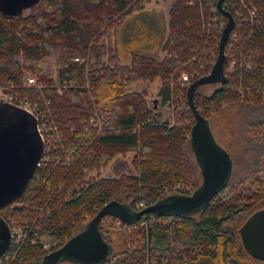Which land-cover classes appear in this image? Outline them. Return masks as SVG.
Returning <instances> with one entry per match:
<instances>
[{"label": "trees", "instance_id": "trees-1", "mask_svg": "<svg viewBox=\"0 0 264 264\" xmlns=\"http://www.w3.org/2000/svg\"><path fill=\"white\" fill-rule=\"evenodd\" d=\"M150 1L40 0L26 16V10L16 16L0 12V84L10 103L28 102L47 128L44 160L27 189L0 207V217L27 235L15 258L0 264H44L48 253L83 231L112 200L133 212L201 187L187 89L210 72L224 29L220 23L225 27L228 19L218 0H175L162 41L163 23L145 9ZM232 1L224 0L223 6L235 20L236 39L230 35L225 53L238 65L225 71L226 82L213 93L202 95L199 87L195 102L208 123L222 108H237L246 145L242 159L231 158L227 183L195 213H146L132 223L120 220L119 228L114 227L118 218L104 217L99 230L112 249L108 264L262 262L246 252L239 228L264 208V0H255L253 23L240 0ZM238 16L245 22L239 24ZM160 49L162 60L153 56ZM185 72L192 76L189 82L179 80ZM33 73L38 80L27 84ZM155 80L157 108L129 87ZM160 102L173 107V125L163 120ZM186 114L191 123L178 125ZM128 152L135 153L134 174L100 175L117 155ZM236 218L232 228L228 223ZM44 237L50 249L38 241ZM117 241L122 250L114 253Z\"/></svg>", "mask_w": 264, "mask_h": 264}, {"label": "water", "instance_id": "water-1", "mask_svg": "<svg viewBox=\"0 0 264 264\" xmlns=\"http://www.w3.org/2000/svg\"><path fill=\"white\" fill-rule=\"evenodd\" d=\"M218 0L219 11L227 23L219 41V51L210 72L193 81L187 89V101L194 116L191 141L194 155L202 171V185L192 195L170 197L137 211L116 200L105 204L86 228L67 240L60 248L48 253L44 264H58L62 259L82 264L106 261L112 249L99 230L101 220L113 216L124 223H132L146 213L190 215L204 208L227 183L232 172V160L219 147L209 123L195 102V92L208 84L226 82V44L235 26L232 14ZM40 0H0V12L16 16L39 3ZM157 108V98L152 99ZM44 154V140L38 130L37 118L28 110L10 102L0 103V207L15 202L27 189ZM246 252L264 261V208L252 213L239 229ZM10 242L8 223L0 217V255Z\"/></svg>", "mask_w": 264, "mask_h": 264}, {"label": "rangeland", "instance_id": "rangeland-1", "mask_svg": "<svg viewBox=\"0 0 264 264\" xmlns=\"http://www.w3.org/2000/svg\"><path fill=\"white\" fill-rule=\"evenodd\" d=\"M174 2L175 0H151L150 3L146 4V7H145L147 11L155 13L154 17L155 19H157L158 22L160 21L159 23H163L162 41H165V39L168 36V32H169L168 25H169V20H170L169 11L171 10V7L174 4ZM243 2L244 4L254 5L255 10L258 11L255 0H243ZM240 7L241 8L244 7L243 5H241V2H240ZM244 9L242 8V10L241 9L240 10L243 11ZM28 14H29L28 10L24 11L25 16ZM241 14L245 17V14L243 12ZM153 56L158 60H162L165 57V53H163L162 50L160 49L159 51L154 53ZM123 63H126V61H124ZM185 74L188 75L189 77H192L190 74L185 72V73H182L179 80L182 81V77ZM28 76H33L37 78L38 80V76L36 75V73L29 74ZM156 82H157L156 80L153 82L139 81V82L130 84L129 87H131L133 90L142 92L144 96L148 99H155L157 97V90H158ZM220 85H221L220 83L208 84V85H204L200 87L198 90L202 95H209L213 93L215 89L219 88ZM237 87H238V90L242 88V86L240 85H237ZM248 95L251 96L252 93H249ZM10 100H11V97L6 92L5 85L0 84V103L10 102ZM172 109H173L172 106H168V104L164 105L163 102L159 108L160 112L163 114V120L170 125H173L175 123V117H174ZM189 115L190 114H186L184 117V120L178 123V125L185 126V125L190 124L191 121H190ZM209 125H210L212 134L218 146L226 150L230 154L234 162L240 161V159H242L243 150L246 145H245L244 138H243V133H242L243 131L240 130L239 114H238L237 108L236 107H227L224 109L222 108L220 111L213 114L209 118ZM134 155H135L134 152H128L125 155L123 154L117 155L115 159L111 163H109L107 168L101 172L100 175L102 177H118L123 173L134 174L135 173L134 166H133ZM246 156L247 155H245V157ZM194 161L197 167L196 169L197 170L196 171L197 180L196 181L199 184H201L203 181L202 171H201V168L195 156H194ZM183 188L187 190V189H190L191 187L183 184ZM224 197L227 198L228 194L224 195ZM237 223H238V219L236 218L233 221L229 222L228 224L232 228H235ZM13 225H15V227L19 230H21L22 228L21 226H16L17 223L15 222ZM111 230L118 232V233L120 231H124L123 229L116 230L113 228H111ZM104 233L108 234L106 230ZM38 241L44 243L45 249H50L52 245L50 243V240L47 237H44ZM120 243H121L120 241L113 242V252L114 253L122 250V245ZM109 261H110V255L107 257L106 261L101 262L99 264H108ZM58 264H82V263H76L75 261L62 259ZM249 264H252V263H249ZM253 264H264V261L256 262Z\"/></svg>", "mask_w": 264, "mask_h": 264}, {"label": "built area", "instance_id": "built-area-1", "mask_svg": "<svg viewBox=\"0 0 264 264\" xmlns=\"http://www.w3.org/2000/svg\"><path fill=\"white\" fill-rule=\"evenodd\" d=\"M240 2H241V5H243L246 8V10H247L248 19L251 21V23L255 22V20L258 17V13L255 10L254 6L253 5H249V4H244L243 0H240ZM233 4L235 5L236 3L233 1ZM211 11L214 14H216L215 8L211 7ZM235 12L238 13V10H236ZM238 14H240V13H238ZM215 16L213 17V19H215ZM244 22H245V18H243L241 16H238V23L242 24ZM220 26L222 28H224V24L223 23H220ZM230 35H232V32H231ZM231 38L232 39H236V34H233L231 36ZM75 61L82 63V62H87V59H85V58L84 59L75 58ZM241 64H244L247 67L250 66L249 62H244V63H241ZM237 65H238V62H237L236 58H227V62L225 64V71L231 72L237 67ZM189 80H190V77L188 75H186V74L182 77V81L183 82H189ZM35 82H36V78L33 77V76H28L26 78V83L27 84H34ZM59 92L61 93V90H59ZM16 105L28 110L29 112H31L37 118L38 130H39V132H40V134H41V136H42V138L44 140V134L46 133L47 128H46V126L44 124H41L39 122V119L36 116L34 109L28 104V102H24V103L16 104ZM91 123H93V119L91 120ZM43 160H44V154H43V157H42L41 161H43ZM41 161L38 164V166L41 164ZM177 187L181 188L180 185H178ZM107 219H108V217L106 216L105 220H107ZM13 224L14 223L8 224V226L10 228V242L8 244L7 249L0 255V262H3V261L6 262V261L14 259L15 256H16V253L18 251L19 246L23 243V241L25 240V238L27 236L22 228H21V230H19ZM120 225H121L120 219H118V220H116L114 222V227L119 228ZM16 226H18V225H16Z\"/></svg>", "mask_w": 264, "mask_h": 264}]
</instances>
